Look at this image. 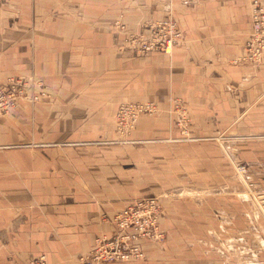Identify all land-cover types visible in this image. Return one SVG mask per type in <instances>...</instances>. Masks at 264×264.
<instances>
[{
  "label": "crops",
  "instance_id": "0c3cea01",
  "mask_svg": "<svg viewBox=\"0 0 264 264\" xmlns=\"http://www.w3.org/2000/svg\"><path fill=\"white\" fill-rule=\"evenodd\" d=\"M252 1L0 0V85L27 79L36 99L0 118V264H80L114 231L102 220L135 199H158L166 239L116 264H192L195 231L215 247L211 231L240 228V216L257 232L264 67L239 60ZM164 21L180 34L172 53L140 55L130 37ZM141 103L159 112L119 142L118 107ZM180 200L183 223L171 218ZM257 236L243 245L260 247Z\"/></svg>",
  "mask_w": 264,
  "mask_h": 264
},
{
  "label": "built area",
  "instance_id": "2783aa9c",
  "mask_svg": "<svg viewBox=\"0 0 264 264\" xmlns=\"http://www.w3.org/2000/svg\"><path fill=\"white\" fill-rule=\"evenodd\" d=\"M250 32L247 35L244 55L240 62L264 67V4L253 0L250 4ZM147 30L132 35L129 39L135 50L143 56L152 53L170 55L178 44L180 34L173 21L148 24ZM33 83L27 79L12 77L0 85V118L7 116L20 102L36 100L29 94ZM159 112L153 103L120 105L114 117V130L119 142L126 143L141 117H152ZM176 125L188 137V120L178 110ZM243 182L249 183L246 169H238ZM162 209L156 198L135 199L112 219L104 218L102 223L110 224L114 231L100 235L80 264H116L137 261L144 258L142 242L162 243L166 235L160 228Z\"/></svg>",
  "mask_w": 264,
  "mask_h": 264
},
{
  "label": "rangeland",
  "instance_id": "374dc122",
  "mask_svg": "<svg viewBox=\"0 0 264 264\" xmlns=\"http://www.w3.org/2000/svg\"><path fill=\"white\" fill-rule=\"evenodd\" d=\"M248 177V176H247ZM242 183L243 180H242ZM250 183V181H249ZM245 184V183H244ZM247 185V184H245ZM253 186H245V188L249 191L253 189ZM183 209L184 206H182V201L180 200L179 203H175V206L172 209L171 213V218L173 221H180L183 223V220H186V216L183 215ZM200 217V215H197V219ZM263 217L260 218L258 221V227H264V220L262 219ZM240 222H236V226H240V228H236L234 230L226 229L223 230L220 233L212 232L211 231V236L209 235L208 237L216 242V239H219V245H216L215 247H209L203 246L200 242V239L203 238L207 231H205L202 235L200 233V230H196L194 233L195 237V245L193 246V251H194V259L192 261V264H264V251H259L260 253L258 256H256V259L252 256V252L256 251L258 249H264L262 246H257L258 245V238L256 239L255 245L251 242L252 240L249 241V244H252L251 246H244L243 244H247V241L250 238V235H258L257 237H262L264 239V230L257 228V232L251 230L249 232L248 229H244L243 227H247V222L248 219L243 216H240L239 218ZM242 222H245V225L242 224ZM259 231L260 234H257ZM239 242L237 243L236 241ZM245 240V242H244ZM248 249H251L253 251H248ZM209 251L210 253L207 255V252Z\"/></svg>",
  "mask_w": 264,
  "mask_h": 264
},
{
  "label": "water",
  "instance_id": "95a60500",
  "mask_svg": "<svg viewBox=\"0 0 264 264\" xmlns=\"http://www.w3.org/2000/svg\"><path fill=\"white\" fill-rule=\"evenodd\" d=\"M260 200H261L262 202H264V197H260Z\"/></svg>",
  "mask_w": 264,
  "mask_h": 264
},
{
  "label": "bare ground",
  "instance_id": "6f19581e",
  "mask_svg": "<svg viewBox=\"0 0 264 264\" xmlns=\"http://www.w3.org/2000/svg\"><path fill=\"white\" fill-rule=\"evenodd\" d=\"M237 243L239 242V240L238 241H236ZM261 246H264V242L261 244Z\"/></svg>",
  "mask_w": 264,
  "mask_h": 264
}]
</instances>
